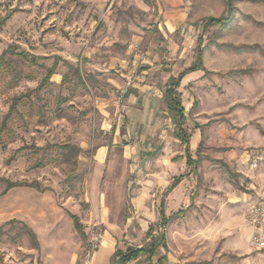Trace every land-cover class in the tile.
<instances>
[{
  "label": "rangeland",
  "instance_id": "obj_1",
  "mask_svg": "<svg viewBox=\"0 0 264 264\" xmlns=\"http://www.w3.org/2000/svg\"><path fill=\"white\" fill-rule=\"evenodd\" d=\"M180 8L203 24V75L216 93L217 111L198 116L205 123L197 154L229 156L240 197L232 211L219 206L213 226L214 215L192 205L162 226L157 212L135 214L121 203L123 187L147 173L143 145L140 160L122 152L140 139L125 125L127 92L195 57V33L158 27L165 11ZM232 8L227 19L223 0H0V264H85L91 236L118 234L129 217L132 243L119 247L148 244L146 222L153 237L163 232L152 262L264 264L244 215L264 199V0H232ZM172 44L185 51L170 56ZM10 182L19 185L4 191ZM101 198L114 225L98 218Z\"/></svg>",
  "mask_w": 264,
  "mask_h": 264
},
{
  "label": "crops",
  "instance_id": "obj_2",
  "mask_svg": "<svg viewBox=\"0 0 264 264\" xmlns=\"http://www.w3.org/2000/svg\"><path fill=\"white\" fill-rule=\"evenodd\" d=\"M161 19L158 27L160 29L162 27V30L169 36L174 33H181L184 30L195 33V41L201 36L197 33L200 29H203V24L190 18L183 8H180L177 12L165 11ZM175 46L173 44L170 46V56H174V51H178L175 54L176 56L181 55V51H185L182 48L183 46L174 48ZM193 61L194 59L183 67L173 66L166 71V75L160 81L149 77L144 80V77H141L137 83L134 82L131 85V89L127 92L126 101L123 105L125 125L128 130L133 128L136 132L140 131V139L138 142H125L122 146V152L125 157H130L131 154V157L140 160V146L143 145L144 148H142L145 150V154L142 157L147 165V173L145 179L143 178V183L132 180L123 187L121 194L123 193L125 197L121 203L124 205V202L128 200L135 214L141 213L144 208H147L148 211L151 209L153 213L157 212L159 223L160 209L169 221L172 214L179 213L182 209L192 205L204 216H206V213H210L211 216L214 215L210 219V226H213L218 221L216 215L219 206L221 205L223 209H227L226 212L232 211L228 206L235 203V198H240L233 196L232 179L229 178L228 172L225 171L223 179L220 178L219 163L222 160V163L230 168L232 163L230 157L209 156L210 161H208L198 157L197 154L202 140L201 126L205 123L198 120V116L213 114L217 111L214 110L217 105L215 90L208 87L209 85L206 84L208 79L203 75L201 69L185 74L176 87V91L180 93L183 108L184 123L182 127L189 136L188 154L191 160L190 163L186 161L185 145L174 135L176 126L168 114L163 96L168 78L175 77ZM202 65L204 68L207 67L203 58V50ZM150 70L151 68L147 71ZM143 138L144 140H142ZM212 144L209 141L206 142L208 146H212ZM180 175H182V178L178 184L166 192L172 179ZM242 197H245L244 193ZM98 213L101 222H109V225H114L109 219L110 214L103 198H101L100 203L98 202ZM132 219L134 218L129 217L126 220L125 229L118 234L113 231L103 234L98 247L87 257L85 264H112V254L116 249L123 251L128 247H140L131 244L132 230L130 226L132 225ZM154 219L155 217L152 216L150 221ZM200 220L201 224H204L201 216ZM146 225L147 228L143 233L144 237L148 239L146 232L148 227H152V225L148 222H146ZM122 239L131 243L119 247L118 244ZM162 246H164V242ZM162 257L166 259V256ZM141 259L142 256L126 264H138ZM163 259L153 263L163 264ZM139 264H146V262Z\"/></svg>",
  "mask_w": 264,
  "mask_h": 264
},
{
  "label": "trees",
  "instance_id": "obj_3",
  "mask_svg": "<svg viewBox=\"0 0 264 264\" xmlns=\"http://www.w3.org/2000/svg\"><path fill=\"white\" fill-rule=\"evenodd\" d=\"M224 6L227 12V19L230 17L232 13V0H223ZM209 23H222L223 18L220 17H209ZM201 36L197 38V45H196V53L194 57V61L187 67L183 68L175 77H169L166 82V88L163 93L164 100L166 102L168 114L172 121H174L176 126V131L174 135L185 145V153H186V161L190 163V156L188 154V144H189V136L182 127L184 120H183V108L181 106V98L180 93L176 91V87L179 84L181 78L191 72L198 69L204 71V67L202 65V48L200 44ZM253 46V45H252ZM264 53V52H263ZM54 73L53 68H50L45 75L44 80H47L52 74ZM217 161V160H215ZM219 161V160H218ZM228 172V175L231 177L232 174L229 171V168L222 162H220ZM182 175L176 176L172 179L170 185L167 187L166 192L170 191L175 185L178 184ZM16 182H10L6 185L4 191L11 189L17 186ZM159 217H160V224L163 226L167 223L168 218L164 216L162 209L159 210ZM73 220V226L77 231H81V226L78 222L76 216L71 215ZM26 227V226H25ZM28 235L30 238L35 241V234L32 230L27 229ZM152 227L149 226L146 232V236L150 239V242L146 245H142L140 247H128L125 250H115L112 254V264H126L129 261L140 257L141 255H145L146 264H155L152 262V258L155 256L157 249L163 245L164 241V234L163 232L159 233L158 236L153 237L152 234ZM164 257L160 258L158 261H161Z\"/></svg>",
  "mask_w": 264,
  "mask_h": 264
},
{
  "label": "built area",
  "instance_id": "obj_4",
  "mask_svg": "<svg viewBox=\"0 0 264 264\" xmlns=\"http://www.w3.org/2000/svg\"><path fill=\"white\" fill-rule=\"evenodd\" d=\"M255 163V162H254ZM245 222L251 230L249 241L256 249L264 248V199L249 202L245 209ZM100 234L94 233L89 240V251H94L100 242Z\"/></svg>",
  "mask_w": 264,
  "mask_h": 264
}]
</instances>
